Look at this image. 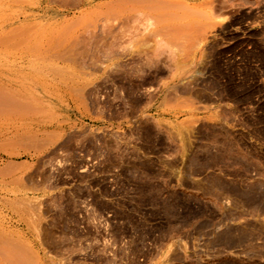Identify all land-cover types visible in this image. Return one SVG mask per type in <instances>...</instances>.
Returning a JSON list of instances; mask_svg holds the SVG:
<instances>
[{
    "label": "rangeland",
    "instance_id": "obj_1",
    "mask_svg": "<svg viewBox=\"0 0 264 264\" xmlns=\"http://www.w3.org/2000/svg\"><path fill=\"white\" fill-rule=\"evenodd\" d=\"M0 264H264V0H0Z\"/></svg>",
    "mask_w": 264,
    "mask_h": 264
}]
</instances>
